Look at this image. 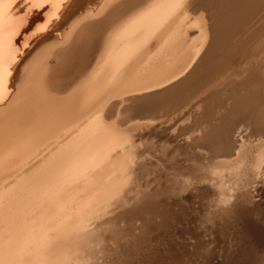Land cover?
<instances>
[{
    "label": "rangeland",
    "instance_id": "1",
    "mask_svg": "<svg viewBox=\"0 0 264 264\" xmlns=\"http://www.w3.org/2000/svg\"><path fill=\"white\" fill-rule=\"evenodd\" d=\"M10 1L25 5V10L28 7L32 8V11L23 13L22 17L19 16V25H17L19 28L13 31V36H8L9 42L13 40L10 44L21 43L19 46L21 49L23 39L18 33L24 26L25 28L29 26L27 36L31 37L38 33V28L41 29L48 22L45 13L53 7V4L51 5L52 1L49 0V3L47 0L46 2L41 0L44 1L42 4L41 1L36 0L35 3L31 0ZM243 1L197 0L191 7L190 18L203 20V15L195 13V9L199 8V4L204 3L209 11H203L208 23L211 22L209 15L214 17L212 20L214 39L208 47L210 49L207 48L204 53L199 68L196 67V72L193 73L194 79L192 75L191 82L187 81L188 84L186 83L181 90L182 96L180 92L181 97L172 106L161 110L155 108L161 106V102L167 96L150 102L125 101L138 94H119L114 93L116 92L114 90L113 93L108 94L106 103H101L95 111L85 116L86 121L94 112L89 121L99 118L104 123L105 133L115 130L116 127L129 130L124 144L117 147L116 151H112L108 160L98 161L86 167L78 175L74 174L76 176L74 181L62 182L79 153L81 142L77 132L67 134L63 131L55 142L48 137L37 141L40 133L31 130L24 137L22 136V139L19 138L18 142L16 140L0 150V202L7 198L0 204V217L2 216L0 225L4 224L3 228L0 226V243L4 244L0 248L15 250L11 251L12 253L18 249L17 254H19L16 255L20 257L14 260L15 254L13 256L9 251L6 252L7 250L0 251V264L4 262L39 264L45 259L44 264H264V238L261 239L262 241L254 238L246 224L252 222L264 231V152L260 157L256 151H249L240 163L243 166V168L239 166L241 170L238 166L223 168L224 170L220 167L219 170V166L216 165L221 160L235 158L224 154L231 140L237 144L245 142L251 145L264 142V110L256 112L250 109H236L235 98L245 103V108H249V99L254 94L259 95L261 102H258L256 108L264 107V84L260 80V74L264 75V1L257 3L260 6L253 12V6H250L248 16L242 12L245 10L242 9L245 7ZM99 2H102L101 6L106 8H114L117 3L121 6L118 9L125 8L121 12L118 9L110 12L106 16L108 19L126 16L131 12V8L140 5V0H91L88 5L97 7ZM40 5H43L42 9ZM32 13H42V16L33 23L30 19L29 24L28 15L25 14L32 17ZM105 15L97 13L85 16L78 24ZM56 19L58 18L54 20ZM21 20H24V23ZM108 32L107 29H101L90 44L86 45L82 52H78L72 63H67L63 66V70L57 73L56 78L52 80L53 87L44 90L49 98L48 103L55 100L57 102L71 100L65 93L72 89L74 102L76 104L80 102L83 89L98 72V66L90 62L99 55ZM223 40L226 41L225 47ZM221 45L223 47L219 48ZM221 59H224L223 64ZM217 62L221 66H218ZM48 63L54 65V58ZM85 63L90 66L81 80L84 66H87ZM214 64L217 66L212 67ZM206 70L209 72L207 73ZM196 76L200 80H196ZM202 76L204 79L201 78ZM25 83L26 81L24 83L21 81L19 87L12 89L14 90L12 94L14 96L21 94L27 88ZM127 83L129 80L118 83L116 90ZM156 91L158 90H149L143 94L149 95ZM170 104L171 102H168L167 105ZM4 105L0 109V120L6 115ZM135 123L149 125L135 128L133 127ZM240 137H243V140ZM70 139L74 142L71 140V143ZM120 148L123 153L112 158ZM23 153L28 155L19 159V155ZM124 153H128L129 156ZM219 159L220 161H217ZM22 160H27L28 165L19 170L21 167L19 168L18 164ZM103 167L105 169L102 170ZM218 171H223L220 173L222 176ZM57 182H59L58 186ZM20 202L23 204L21 205ZM232 205L243 207L248 213L246 218L238 219L230 214L227 209ZM2 206L4 208H1ZM13 206L18 208L15 209ZM67 224L70 226H66ZM12 227L15 230H12ZM64 227L66 230L72 227L73 229L66 231ZM53 228L60 232H55ZM41 231L44 234H41ZM65 231L68 233H63ZM37 234L45 235L46 240L49 239L46 246H42L43 243L37 244L39 240ZM6 238L11 239L9 240L11 244ZM27 238L30 241L28 243H31L30 246L25 243L28 241L25 240ZM20 239L22 242L25 240V244L20 243ZM71 239L75 243L71 242L73 241ZM19 243L22 246H19ZM9 244L12 246L18 244V247L13 246L12 249ZM21 251L25 252L20 254ZM65 256L67 258L64 259Z\"/></svg>",
    "mask_w": 264,
    "mask_h": 264
},
{
    "label": "bare ground",
    "instance_id": "2",
    "mask_svg": "<svg viewBox=\"0 0 264 264\" xmlns=\"http://www.w3.org/2000/svg\"><path fill=\"white\" fill-rule=\"evenodd\" d=\"M31 1L33 2L34 0H31ZM36 1L40 2L41 0H36ZM49 1L53 2V3L51 2V5L53 4V7H51V9H49V11L47 10L48 12L45 13L46 16L48 17V22L41 29L38 28V33L33 34L31 37L27 36L28 35L27 29L29 26H28V24H26L28 27L25 28V26H24L22 31H20V33H18V36L21 39H23L22 48L19 49V46L21 45V43H20V45L16 42H15V44H10L13 40L11 39L12 41L10 40L11 42H9L10 38H8V36L9 37L13 36L15 29L18 27L17 25H19V20H20L19 16L22 17L23 13H25V12L27 13L29 11H32V8L28 7L29 9L26 8V10H25L24 9L25 5L23 6L21 4L10 3L11 2L10 0H0V109H1V106H3L4 104H5L4 107L6 108L5 109L6 115L4 116V118L2 120H0V150L8 147L11 143L15 142L16 140H17L16 142H18L20 140L19 138H21L22 136L24 137V135L31 130H37L40 133V136L37 138V141H41V139L48 137L49 139L51 138V140L54 139L55 142L58 140V135L63 131H66L65 133H67V134L77 132V134L80 135V142H81V144L79 145V153H78V156L76 157V159L74 160V162L69 167L70 168L69 173L67 174V176H65V178H63V181H62V182H64V180H65V181L72 182V181H74V178L76 177V176H74V174L78 175L80 172L85 170L86 167H90L98 161L108 160L111 152L114 150L116 151L117 147L122 146L124 144L125 137L127 136V131L129 130V129H123V128H117L116 127L115 130L112 129L113 131H111L109 133H105V131L103 129L104 123L101 120H99V118L96 117V118L89 121V119L94 114V112L86 119V121H85V116H88L92 111H95L96 108H98L101 103H103V102L106 103L108 98H109L108 94L113 93L114 90L116 91L114 93H119V94H127V95L138 94L137 96H134L133 98L125 100V101L150 102V101H154L157 98L159 99V97L167 96L161 102L162 103V104H160L161 106H159L158 105L159 103H158L157 104L158 107H155V108H157V109L159 108L161 110V109L167 108L168 106L169 107L172 106V104L182 96L181 90L185 86L186 83L188 84L187 81L191 82V80H190L191 76L193 75V73L196 72L195 71L196 67H198L200 61H202L203 55L206 52L207 48L209 47L210 43L213 42L212 40L214 39L213 35H214L215 31H214V26L212 24V22H213L212 20L214 17L209 15V17H210L209 19L211 20V22L208 23L207 17L204 15L203 11L204 10L207 12H209V11L205 8V6L203 5L204 3H203V4H199V8L195 9L196 10L195 13L202 14L204 19L203 20H201L200 18L191 19L189 11L191 10V7L196 3L197 0H140V5L138 7L131 8V10H130L131 12L128 13L129 16L126 15V16L120 17L119 19H115L113 17H111L109 19L106 18V16L108 14H110V12H115L118 9V7L120 6L118 3L116 4V6L114 8H111V7L106 8L104 6H101L102 2H99L97 7L96 6L95 7L89 6L88 3L91 0H49ZM49 1H48V3H49ZM241 1H243V0H241ZM262 1H264V0H244L242 4L245 5V7H242V9L243 10L245 9V10L242 12L246 16H248L249 15L248 12L251 9L249 7L253 6L252 7V12H253L255 9H257V7L260 6L257 3H260ZM45 2H46V0H45ZM18 3H20V2H18ZM34 3H35V1H34ZM42 3H44V1L43 2L41 1L40 4H42ZM27 4H28V2H27ZM255 4H257V5H255ZM34 5H32V6L35 7ZM43 5H40L41 9H42ZM46 5L47 4L45 3V6ZM208 5H209V3H208ZM36 6H37V4H36ZM121 9L120 8L118 9L119 12L124 11L125 8L122 10ZM60 10H62V11L60 12ZM43 12H44V10H43ZM97 13H101L102 15L104 13V15L105 14L106 15L103 17L97 18V19L88 20V21H85V22L78 24L82 17L94 15ZM41 14L42 13H32L31 14L32 17L29 16V14H25V15H28V20H29L28 22L30 24V19H32L31 23H33L34 21L39 19L40 16H42ZM44 17H45V15H44ZM47 17H46V19H47ZM54 17L55 18L57 17L58 19L54 20L55 19ZM125 17H127V18H125ZM225 17H226V14H225ZM122 19H124V20H122ZM222 20H224V18H222ZM26 21H27V18H26ZM26 21H25V23H27ZM227 22H229V21H227ZM115 23L117 25H115ZM101 29H107L109 32L107 33L106 38L104 39V45L100 49L99 55L98 56L96 55L97 57L95 56V59L91 60V62H90L91 64L98 66V72L95 74V76L91 79V81L83 89V91L80 95V102L77 104L74 102V96L72 95L74 90L72 89L71 91L65 93V95H68V97L70 96L71 100L67 99L63 102L62 101L57 102L55 100L52 103H48L49 98L47 97V94L44 93V90L47 89V87L48 88L53 87V85H52L53 81L52 80L56 78L57 73L59 71L63 70L62 69L63 66H66L67 63H72L71 61L74 58H76V55L78 54V52L83 50L84 48H86V45L90 44V41H92L94 39V36L97 35ZM10 33H12V34L9 35ZM14 36L16 37V35H14ZM12 38H14V37H12ZM227 38L228 37H226L225 40H227ZM16 39H18V38H16ZM225 40L222 41L224 43L223 44L224 47L226 44ZM216 42H217V40H216ZM61 44H62V46H60ZM223 45H221L219 48H222ZM33 47H35L34 50H33ZM208 49H210V48H208ZM31 50H33V51L31 54H29V52ZM87 51H89V50H87ZM27 53L29 55H27ZM87 57H89V56H87ZM51 58H54V60H55L54 65H50L48 63V61L51 60ZM79 60H80V58H79ZM221 60H222V64H223L224 59H221ZM218 63L219 62H217L216 64H218ZM216 64L212 65V67H214ZM81 65H83V64H81ZM89 66H90V64L87 66H84V69H83L84 73H83V77L81 78V80L87 74ZM218 66H221V65L218 64ZM80 67H82V66H80ZM212 67H210V68H212ZM210 68H208V69L210 70ZM204 69H205V67H204ZM209 70L208 71L206 70V72L208 73ZM194 75H193L192 79H194ZM260 75H261V79H260L261 83L264 84V79L262 78V77H264V75H262V74H260ZM201 78L204 79V76H202ZM126 80H129V83L125 84L122 88L116 90V88H117L116 85L122 81L125 83ZM196 80H200V79H198L196 76ZM21 81H22V83H24V81H26L25 84H26L27 88L21 94L19 93L20 95L16 94L14 96L12 94V92L14 90L12 91V89L14 87H19V83ZM190 82H189V84H190ZM149 90H152V91L158 90V91L154 92L153 94H149V95L143 94ZM180 92H181V96L179 94ZM235 100H236V109L237 110L250 109L251 111H256V112H262L264 110L263 106H261L260 108H256V105L258 104V102L261 103L258 94L252 95L251 98L249 99L250 100L249 104H248L249 108H245L246 104L241 103L239 101V99L235 98ZM168 102L169 103L171 102V104L167 105ZM12 106H14V107L12 109H10ZM154 111H156V110H154ZM237 115H238V113H237ZM146 125H149V124L148 123H135L133 125V127L141 128L142 126H146ZM258 125H259V123H258ZM237 134H238V132H237ZM240 138H242V140H243V137H240ZM72 139H70V141ZM75 139H77V137ZM70 141L68 140V142H70ZM72 141H71V143H72ZM221 143H223V142H221ZM263 148H264V142H261V143L259 142L258 144L251 145V144H246L245 142H241L240 144H237L236 142H233L231 140L230 143L228 144L226 151H225L226 153H224V154H227V157L235 156V158L233 160H221V161L219 159L217 161H220V163H217L216 165L219 166V168H218L219 170H220V167L222 169L223 168L229 169V168H232L235 166H238V168H239V166L241 168H243V166H241L240 163L243 161L246 154L249 151L254 150L261 157L263 155L262 152H264ZM59 150H60V148H59ZM119 150H120L119 152L117 151L113 154L112 158H114L116 155H119L120 153H123V151H121V148ZM124 154L129 156L128 153H124ZM27 155H28L27 153L26 154H24V153L20 154L19 159H23ZM127 156H126V158H127ZM119 158H120V156H119ZM116 160H120V159L116 158ZM26 161L22 160L21 163L18 164V167L19 168L21 167L19 170H21L26 165H28V163ZM127 161H128V159H127ZM14 162H16V159H14ZM115 162H117V161H115ZM112 164H114V163H112ZM111 165H109V166H111ZM116 165H117V163H116ZM108 167H106V169ZM117 167H119V166H117ZM253 167H252V169H253ZM113 168H115V165ZM241 168H239V169L241 170ZM256 168H258V167H256ZM103 169H105V167H103L102 170ZM111 169H108V170L110 171ZM102 170H101V172H102ZM112 170H111V172L114 171V170L113 171ZM222 172L223 171H218L219 174ZM255 172H257V170ZM218 173H217V175H218ZM217 175H216V177H217ZM220 175L222 176V174H220ZM93 177H95V176H93ZM96 177H98V176H96ZM106 177H108L107 174H106ZM28 178H30V177H28ZM219 180H220V178H219ZM58 183L59 182H57V186H58ZM20 185L21 184H19V187H20ZM13 188H15V187H13ZM17 190H15V191L19 193V191H17ZM59 191H60V189H59ZM13 194H12V196H13ZM44 196H47V195H44ZM9 197H10V195H9ZM37 198H39V197H37ZM52 199H54V198H52ZM57 199L58 198H56V200ZM5 200H7V198ZM33 200H34V198H33ZM9 201H11V200H9ZM39 201H41V200H39ZM1 202H0V204H1ZM21 202H20V204H21ZM7 203H9V202H7ZM30 203H28V204H30ZM36 204H38V202ZM45 204H47V203H45ZM31 206H32V204H31ZM1 208H4V207L2 206ZM16 208H18V207H16ZM32 208H33V206H32ZM41 208H44V207H41ZM13 209H12V211H13ZM227 211L238 219H244V218H246L245 216L248 214L247 211L243 207L238 206V205L230 206L227 209ZM4 212H8V211L4 210ZM16 213H18V212H16ZM25 213H27V212H25ZM5 214H7V213H5ZM10 214L11 213H9V215ZM19 217H21V216H19ZM1 218H2V216L0 217V220H1ZM13 218H12V220H13ZM38 218H39V216H38ZM56 219H58V218H56ZM58 220H60V219H58ZM23 221H25L24 218H23ZM29 221H30V219H29ZM7 222H9V221H7ZM26 222H27V220H26ZM53 224H51V225H53ZM72 224H74V223H72ZM246 224H248L247 227H248V229H250L252 231V234H251V232H250V234L254 238H256L258 240H261L262 238H264V231L263 230H260L252 222H246ZM3 225L2 226L0 225V226L3 228ZM68 225L69 224H67L66 226H68ZM12 226H13V224H12ZM65 227H64V230H66ZM73 227L68 228V229L69 230L73 229ZM45 228H47V227H45ZM13 229H14V227H12V230ZM30 229H31V227H30ZM4 230H5V228H4ZM45 230H47V229H45ZM47 231H50V230H47ZM56 231H58V229L55 230V232ZM66 231L63 233H65V234L68 233ZM18 232H20V230ZM18 232H17V234H19ZM26 232H28V230ZM58 232H60V231H58ZM42 233L43 232L41 231V234ZM48 233H50V232H48ZM12 234H15V233L12 232ZM2 235H4V233ZM8 235H11V234H8ZM45 235H46V233H45ZM45 235L38 236V234H37V239H39V240H37L38 245L40 243H41V245L43 243L42 246L47 245L49 239L46 240ZM13 236H15V235H13ZM17 236H15V237H17ZM7 238H6V240H7ZM31 238H30V240H32ZM58 238H59V236H58ZM9 240H11V239H9ZM9 240H7V241L10 242ZM25 240H28V238ZM25 240H24V242H25ZM61 240H63V239H61ZM71 240H73V239H71ZM103 240L104 239H102V241ZM1 241H2V238H1ZM3 242L6 243L4 240H3ZM24 242H22V240H21L20 243H22V244L27 243L28 245L29 244L31 245V243H28V242H30L29 240L26 241L25 243ZM66 242H68V241H66ZM71 242H74V240ZM20 243H19V246H22V244L20 245ZM56 243H58V242H56ZM10 244H11V242H10ZM33 244H35V243H33ZM58 244H60V243H58ZM1 245H4V244L0 243V247H1ZM38 245H36V246H38ZM41 245H40V247H42ZM70 245H72V244L70 243ZM10 246L12 247V249H13V246H14V248L16 247L15 244H13V246L12 245H10ZM29 246H28V248H29ZM59 246H61V244ZM61 247H63V246H61ZM1 248H0L1 252L7 250V249L2 250ZM3 248H5V247L3 246ZM19 248H23V247H19ZM35 248L36 247H34V249ZM26 249L27 248L25 246V250ZM65 249H64V251H65ZM17 250L18 249H16L15 253H12L15 250L14 251L7 250L6 252L9 251L11 253V255H13V254L16 255ZM32 250H33V246H32ZM46 250H48V249H46ZM50 251H52V250H50ZM76 251H77V249H76ZM10 253H7V254H10ZM23 253L21 251L20 254H23ZM42 253H44V252H42ZM7 254H5V255H7ZM53 254H55V253H53ZM63 254H66V253L63 252ZM17 255H16L14 260H16V258L18 259L19 256L17 257ZM4 256H2V257H4ZM40 256H43V255H40ZM55 256H56V254H55ZM67 256H65L63 258L65 259V258H67ZM8 257H10V256H8ZM41 258L44 259L43 257H41ZM41 258H39V259L42 260ZM45 260H43V263H42V261H40L39 264H44ZM12 261H11V263H12ZM63 261L65 262L66 260H63ZM56 262H57V260H56ZM4 263H6V262H4ZM28 264H29V262H28Z\"/></svg>",
    "mask_w": 264,
    "mask_h": 264
}]
</instances>
